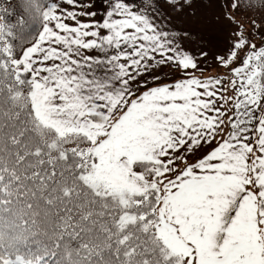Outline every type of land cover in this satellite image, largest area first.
Returning <instances> with one entry per match:
<instances>
[{"label":"snow or ice","instance_id":"obj_1","mask_svg":"<svg viewBox=\"0 0 264 264\" xmlns=\"http://www.w3.org/2000/svg\"><path fill=\"white\" fill-rule=\"evenodd\" d=\"M195 2L0 0V264H264V0L209 76Z\"/></svg>","mask_w":264,"mask_h":264},{"label":"rangeland","instance_id":"obj_2","mask_svg":"<svg viewBox=\"0 0 264 264\" xmlns=\"http://www.w3.org/2000/svg\"><path fill=\"white\" fill-rule=\"evenodd\" d=\"M110 2L111 0H83V3L91 6L89 10L96 13L95 19L98 21H102ZM130 2L139 5L143 0H130ZM205 4L206 0H196L191 9L179 16L172 14L171 17H168L167 12H164L165 18L162 22L167 29L189 32L188 39L179 41L186 49L191 50L196 55L199 54L200 47H204L209 52L207 58L200 60L201 67L205 68L204 76L214 75L218 72L223 74L224 69L218 66L215 56L224 54L229 44V34L234 26L229 27L225 22L217 19L218 14L212 9L206 8ZM91 54L97 55L98 53L93 52ZM197 74L199 75V73ZM167 75L169 82L171 79L179 78V75L172 73H167Z\"/></svg>","mask_w":264,"mask_h":264},{"label":"trees","instance_id":"obj_3","mask_svg":"<svg viewBox=\"0 0 264 264\" xmlns=\"http://www.w3.org/2000/svg\"><path fill=\"white\" fill-rule=\"evenodd\" d=\"M238 16L240 15L239 13L237 14ZM248 15L250 16H254L257 20L261 19L262 17H264V8H255L253 10H251ZM241 19L244 20L245 25L247 26L248 24V20L246 18H244L243 16L240 17ZM247 22V23H246Z\"/></svg>","mask_w":264,"mask_h":264}]
</instances>
